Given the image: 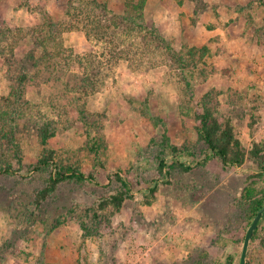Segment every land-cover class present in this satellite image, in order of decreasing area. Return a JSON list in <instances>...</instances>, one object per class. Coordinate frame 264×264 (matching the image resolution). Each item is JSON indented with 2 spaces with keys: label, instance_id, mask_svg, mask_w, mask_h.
Returning a JSON list of instances; mask_svg holds the SVG:
<instances>
[{
  "label": "rangeland",
  "instance_id": "obj_1",
  "mask_svg": "<svg viewBox=\"0 0 264 264\" xmlns=\"http://www.w3.org/2000/svg\"><path fill=\"white\" fill-rule=\"evenodd\" d=\"M97 1L127 13L126 0ZM96 6L0 0V264H240L264 199V0H147L145 24L170 53L159 39L141 51V33H117L122 53L88 37ZM218 25L227 42L198 31ZM194 45L208 47L202 58ZM80 60L102 70L94 92L77 87ZM205 102L233 127L241 164L207 157ZM59 169L85 178L54 186ZM246 264H264V218Z\"/></svg>",
  "mask_w": 264,
  "mask_h": 264
},
{
  "label": "trees",
  "instance_id": "obj_2",
  "mask_svg": "<svg viewBox=\"0 0 264 264\" xmlns=\"http://www.w3.org/2000/svg\"><path fill=\"white\" fill-rule=\"evenodd\" d=\"M95 4L97 5V8H100L101 14L97 13L94 18L92 16L88 15L90 18V23L86 24L84 26V29L86 31V34L88 37L94 36L97 39H105L108 41L111 45H113L112 51L115 52V50H118L120 53L123 52V48L121 46L120 41L117 42V39L120 38L117 37V33L119 35H123L126 33H132V34H139L141 33L140 37H137L139 40L140 50H147L152 51V46L155 45L156 47H159V41H156V39L161 40L163 43L164 49H166L167 53H170V51H173V47L167 42V40L158 33L157 29L155 28H149L144 21V9L146 6L147 0H126V14H115L110 13L109 7L107 3H101L97 0H94ZM110 14H108V13ZM88 18V19H89ZM52 26L56 25V22L51 23ZM123 29V30H122ZM117 30H119L117 32ZM122 32V33H121ZM107 35H110L109 38H106ZM135 37V36H134ZM134 39V38H133ZM115 43V44H113ZM117 43V44H116ZM208 51L207 46H203L201 48L197 47L196 45L190 46L188 50V54L191 56H194L199 52V57L202 58L203 55ZM51 54V52H50ZM49 54V55H50ZM29 59H32L34 62V65H37L38 62L42 61L41 57H37V55L34 52H31V54L28 57ZM89 58V56H88ZM92 61V60H91ZM112 61V60H110ZM26 60L19 61L17 63L21 64L24 68V73L21 74L23 77V81L26 80V78L29 75V70L26 65ZM82 60H80V63ZM82 62V69L83 71L80 73H75L73 76L77 80V86L80 91L87 93V92H94L98 89L102 82V70L95 66V68L90 67L88 64L85 65ZM87 70V71H86ZM20 88L14 89L13 93L14 95L20 96ZM209 94L205 95L204 98L208 97ZM81 112H84V108H80ZM8 116H6L5 121L11 120V117L14 116V113L10 110L7 111ZM18 116H15V123L16 119L19 118ZM198 119L200 121V124L198 126V132L200 136L203 138V140L208 145V148L210 150V153L207 155L208 158L213 156H219L224 164L228 163H235V164H241L244 160V153L241 150L240 141L236 138L233 127L227 122L223 124L214 115L213 109L209 107L206 102L204 103L203 112L198 114ZM11 124V122H10ZM15 130L14 126H11V130ZM13 130V131H14ZM42 133V139L46 142L47 137L49 135L45 132V130H40ZM175 150V147L173 148ZM47 151L44 156L40 159V162L42 164H46L48 159H51L52 150L46 149ZM165 163L164 160L161 161V170L164 167ZM187 168H190L187 166ZM10 168H6V171L9 172ZM66 178H76V179H84L85 174L81 171L77 170H57L54 173V176L52 178V185H56L57 182L62 181ZM53 186V187H54ZM152 190H155L154 188ZM243 197L246 199H253L256 198V192L255 189L251 186H247L243 192ZM119 200H122V198H119ZM264 205V199L255 200L254 207H253V219L256 216L257 212L263 207ZM264 218V213L263 217ZM262 220V219H261ZM260 220V221H261ZM252 222V221H251ZM251 224V223H250ZM260 224V222H259ZM256 228L254 232V236L257 234Z\"/></svg>",
  "mask_w": 264,
  "mask_h": 264
},
{
  "label": "crops",
  "instance_id": "obj_3",
  "mask_svg": "<svg viewBox=\"0 0 264 264\" xmlns=\"http://www.w3.org/2000/svg\"><path fill=\"white\" fill-rule=\"evenodd\" d=\"M203 19H206L205 17L203 18ZM198 28H199V32L200 33H202V34H208V35H216V36H219V38H220V40L222 41L221 43H224L225 41L227 42V40H225L226 38V36H228V32H229V30L225 27V26H214V27H210V28H208L207 26H198ZM196 32H197V30L195 29V28H191V27H189V29H188V35L191 37V36H194V34H196ZM233 32H232V30H230V34H232ZM262 44L263 43H256V47H260V46H262ZM260 54L261 53H259L258 55H257V57H258V59L259 58H261L262 56H260ZM261 60H263L262 58H261ZM239 88H241V87H239Z\"/></svg>",
  "mask_w": 264,
  "mask_h": 264
},
{
  "label": "water",
  "instance_id": "obj_4",
  "mask_svg": "<svg viewBox=\"0 0 264 264\" xmlns=\"http://www.w3.org/2000/svg\"><path fill=\"white\" fill-rule=\"evenodd\" d=\"M263 213H264V205L257 212L256 216L254 217L250 226L247 229V232H246V235L244 238L240 264H246V257H247L249 243H250V240L252 239V237L254 236V232H255L256 228L258 227L260 220L263 217Z\"/></svg>",
  "mask_w": 264,
  "mask_h": 264
}]
</instances>
